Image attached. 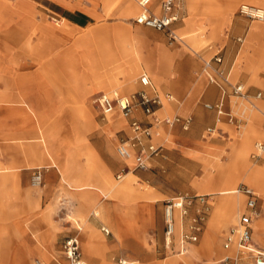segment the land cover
I'll return each instance as SVG.
<instances>
[{
  "label": "rangeland",
  "instance_id": "obj_1",
  "mask_svg": "<svg viewBox=\"0 0 264 264\" xmlns=\"http://www.w3.org/2000/svg\"><path fill=\"white\" fill-rule=\"evenodd\" d=\"M4 1L6 3H12L13 6L8 7L0 3V24L3 30L0 31V84L3 87L0 91V106L6 107V110L21 106V103L17 99L22 96V99L24 100L25 98L34 113L37 109H42L46 120L51 121L49 124H42L51 125L49 135H45L44 141L40 140L42 133L38 131V123L34 124L31 122L28 126H18V129H11L14 125L12 123L0 125V132L4 131L8 134L0 135V142L9 143L15 148L13 159L19 163V166L17 164L16 167L22 166L28 169L27 184L31 190L37 193L40 192L44 198L43 253L40 255L29 254L26 261H22V263L66 264L61 250V244L67 236L77 237L80 257L84 261L83 264H86V262L89 264H97L99 260L103 261L104 264H113L114 261L124 256V254H121V251H133L140 254V249L131 241V236L121 233L123 224L122 217H130L129 219L133 226L137 228L142 226L144 228L143 239L149 241L154 251L153 261L146 263L139 260V264H164L170 260H174L175 264H186L184 260H188L189 264H215L216 258L222 252L220 248L222 233L235 221L229 225H222V222H219L221 226L218 230L216 245L211 243L209 246L207 244L208 239L211 238V235H207V233L210 231V224L215 215V207L218 203H212L211 200L217 199L218 201V196L220 195L204 190V183H201L203 176L206 175L203 164L205 159L212 154L221 151L230 152L231 142L237 139L239 131L244 130L250 123V108L254 109L259 120L256 121V137L250 144L246 158L254 168H261L260 166L264 163V152L256 160L250 157V154L254 152V143L264 140V106L260 111H255L253 107V104H264V96L260 99L254 97L257 91H261L264 95V32L255 34L258 44L262 47L260 52L254 44L249 47L253 51L251 52L253 56L260 54L259 64L251 69H247L245 68V57L241 55L242 51L249 44L246 39L248 33L254 31L255 24L259 23L264 25V21L245 17L237 12L240 4H252L256 6L254 0H231L236 3H233L234 7H231L233 10H228V12L230 11L227 14L229 20L226 22H222V18L219 17L224 13L226 14L227 11L218 9H221L220 3H225L230 0H195V6L200 10L188 12V14L185 13L184 9H180L181 1H178V6L175 11L179 20L171 27L177 39H170L165 31H157L135 24L132 19L137 11H139L136 0H126L135 5V10L128 16L124 15L123 10L125 9V5L118 7V3L111 7L109 3L104 4L100 0H63L72 9L82 10L94 17L91 20V24L83 29L78 28L75 31L68 29L70 35H68L66 41L69 42L71 39L68 45H66V42L59 43V36L62 31L57 30L59 29L57 26L63 24L65 22L64 20L54 14L41 12L40 10L37 11L34 9L33 12L30 6L23 5L25 7H22L16 3L13 4L14 0ZM115 1L122 2L125 0ZM256 1L264 2L263 0ZM188 19H193L198 24L202 21L209 22L212 24L213 29L210 30L211 32H208L209 30L206 33L198 32L197 38L200 40L198 44L186 41L181 36L180 31L184 28ZM113 23L123 25L128 23L134 29L140 28L144 32H139V34L142 35L141 37L146 42L160 44L174 52L175 56L172 62L175 58L179 57L174 62L171 74L173 76L171 81L172 87L163 91L164 94L167 93L172 97V103L175 102V104L179 105L183 101L185 93L178 91V88L184 82L183 79L185 77H189V81L192 82L200 79L203 84L211 85L217 91L216 98L213 100L197 97L198 95L195 96L193 103L195 109L198 111L197 120L191 114L179 116L170 115L168 112H164V114L155 112L158 121L153 124L150 132L152 138L151 143L158 146V152L156 156L151 158L148 167L143 169H133L131 161L127 169H123L124 166L121 164L115 165L112 162L115 160L113 157L117 158L114 148L116 140L112 147V153H110L103 139V136L107 133L105 131L99 132L103 128L107 118L102 120V115L97 107L91 104L92 99L97 95L95 93L96 91L91 92L88 97L83 98V87L86 77L78 69L76 59L75 61H71L66 52L70 46L76 48V41L88 32L98 29L97 27L108 26ZM4 33H6V36H3ZM65 35L67 36V33ZM107 35L108 38L102 41L92 40V46L95 47V44H98L101 47V52H96L100 57L98 61H104L106 59L103 55L109 53L111 46L114 44L115 40L113 38L114 33L112 28L107 30ZM63 43H65V47H63ZM176 50H178L179 54L175 52ZM217 50H219L221 58L219 63L214 62L211 58L212 54ZM207 60H209V66H204V61ZM120 61H122L121 58L116 62ZM71 62H74L72 67ZM149 65H151V62ZM142 67L149 74L150 71L155 69L154 66L149 67L148 64H144ZM235 68L237 72L233 75ZM25 70H28V75L25 76L28 90L23 91L24 95H20V93H23L20 92L21 84H24L20 75ZM141 70L142 68H140ZM219 70L223 74L227 73V82L223 81L221 75L218 74L217 71ZM65 72L68 73V76H65ZM4 73L6 74L3 76L2 74ZM71 76L73 77V92L78 102H71L64 97L68 86L63 78H69ZM208 76L213 81H209ZM79 77L83 78L82 85H79V82L77 83ZM41 80H47L49 85H40ZM154 83L160 89V86L155 80ZM235 83L243 86V89L246 91V96L241 97L231 91V85ZM58 84H64L67 88L64 91H58ZM26 85H23V87H26ZM139 87L141 88L140 85ZM219 87L224 88L225 91L222 98V114L219 115V121L215 124L219 130H214L211 135H205L203 130L206 127L214 125L216 115L213 110L205 109L202 103L205 101L211 103L218 101L220 99ZM108 90H111V88ZM116 92L127 95L133 93L132 91H128L127 93H123V91ZM48 95L51 97L50 99L47 97ZM134 98L137 99V96L135 95ZM59 101L63 104L62 107L58 106L60 105ZM241 102H244L247 107L241 104ZM82 109L92 116V122L82 117L80 114L83 111ZM135 110L139 111L145 120L149 119L151 121L149 116L142 113L140 107L136 106ZM62 112L67 115V125L60 121V116L64 120V114ZM207 115L208 118H204ZM116 116L120 115L116 112ZM167 116L170 119L177 118L178 120L169 125L162 121ZM186 118L189 119V122L186 129H183V122ZM228 118L230 119L229 122ZM35 119L33 118L32 120ZM141 121L144 122L143 120ZM193 125L197 127L196 132L198 135H183L194 141L192 142L194 144L193 154L189 153L184 157H178L179 155L176 157L174 155L173 162L176 163V166L170 167L162 163L152 164V159L156 157L162 159H164V156L167 157L164 148L174 147L171 136L166 135V131L172 133L174 128H177L178 131L185 132L191 130L194 127ZM20 129L27 133L24 135L17 134ZM110 135L123 137L124 135H131V132L127 125H125L124 127L122 126L113 130ZM156 137H160L161 139L156 142ZM3 148H0V161H5V159L10 158L8 150L5 153L7 154L6 157L2 155L4 152L2 150ZM34 151H39L43 155L49 151L50 154L59 160L62 167H47L45 165L46 160H42V163L37 165L32 163L28 164L30 153ZM85 157H88L90 160V166L92 168L90 169L93 174L97 176L106 170L111 175L113 182L116 183L121 182L124 177L121 180H117L115 175L117 173L123 174L128 170L126 182L129 187L134 189L132 198L122 200L121 198H115L110 195L103 196L97 189H71L67 182L63 180V176H66L67 181L78 176L85 168ZM226 159L227 156L222 157V161ZM2 167L4 166L0 164V168ZM53 168L58 170L62 185L60 183L55 184L58 175L56 170L55 175L52 177L53 180L50 178L51 181L48 185L44 183L43 176ZM36 170H39L41 174V183L37 186L33 185L34 172ZM143 172L146 174L145 178H148L151 183L159 185L158 190L166 194L157 193L146 182L142 181L141 178H145L140 177L139 174ZM240 183L252 187L258 196H260L259 208H257L258 215L253 222L252 240L258 244H262L264 243V234L259 239L258 233L260 231L264 233V193L244 180H241L237 185ZM135 188L138 190H135ZM139 189L152 190L156 197L154 199H147L138 193L140 191ZM95 195L99 197H95ZM100 195L103 197H100ZM180 199L182 200V209L178 208ZM243 199L244 197L241 196V202H243ZM169 200L174 205H177L175 208L178 210V214L181 215V223L175 232L173 230L169 245L165 246L163 239V218L164 207ZM87 201L94 204L93 212H90L86 208ZM143 201H145L146 209H137L136 206ZM241 205L239 210L237 209L234 219L237 217L238 211L241 210ZM181 210L184 213H181ZM83 215L85 217V223L80 218ZM87 221L91 222L92 226L102 237L93 234L90 236L83 234L85 231L87 232V229L92 228ZM193 221H196L199 225L196 240L183 243V247L190 251L187 254L179 255L177 251L181 234L189 231V226ZM78 225L82 227V230L78 229ZM100 227L108 229L109 233L104 234L100 230ZM116 229L118 231L120 230V232ZM84 236L89 238H85ZM33 238H35V235ZM260 240H262V243ZM124 257L129 259H126V262H137L135 261L136 258ZM19 262L20 260L16 263L18 264Z\"/></svg>",
  "mask_w": 264,
  "mask_h": 264
},
{
  "label": "crops",
  "instance_id": "obj_2",
  "mask_svg": "<svg viewBox=\"0 0 264 264\" xmlns=\"http://www.w3.org/2000/svg\"><path fill=\"white\" fill-rule=\"evenodd\" d=\"M100 1L104 4L109 3L111 7L117 3H118L117 4L118 7L125 5V9L123 10L125 16L132 14L133 11L135 10V5L126 0L122 2L121 1L116 2L115 0H100ZM178 1H181L180 9H184L185 13L187 14L188 12H194V11L200 10L199 8L195 6V3H194L195 0H178ZM178 1L176 0V2ZM254 2L256 3L257 7H262V5H264V2H259L256 0H254ZM0 3L8 7L13 6L12 3H6V1L4 0H0ZM14 3H16L17 5H21L22 7H25L23 5L30 6L33 12H34V9H36L37 11L40 10L41 12H47V13L54 14L58 16L60 19L64 20L66 24L64 22L63 24L58 25L57 27H59V29L57 30L62 31V33L59 36V39H60L59 43L62 44V42H66L67 43L66 45H68L71 40L70 39L69 42L66 41L68 38V35H70L68 32V29L73 30V31H75L78 28L83 29L87 25L91 24V20L94 18L82 10L72 9L71 6L63 0H14L13 4ZM158 3H159V0H150V3L148 4L149 11L155 14H159L160 9H159ZM233 3L235 4L236 2L235 1L233 2L230 0L225 3H220L221 9H218V10L227 11L226 14L224 13L219 17V18H222L221 20L222 22H226L227 20H229L227 14L230 12V11L228 12V10H231L232 6L234 7ZM177 20H179V18H177ZM177 20L174 21L170 27L174 26ZM106 27L109 30L110 28H112V31L114 33L113 38L115 41H114V44L111 46L109 53L103 55L106 59L104 61H98V58L100 57L99 55H97V53L101 52L100 51L101 47L98 44H95V47H94L92 46L91 43L93 42L92 40L94 39H96L97 41H102L108 38V35L106 36L108 29ZM97 28L98 29L92 32H88L84 36L80 37L76 41V48H74L73 46H70L68 47L66 51L71 61H75L76 59L78 69L82 71L83 76L86 77L85 85L83 87V90H84L83 98L88 97L89 94L94 91H96L95 93L97 94L100 91H108V92L123 91V93H127L128 91L133 92L134 89H135L134 92L139 91V90H144L148 94H154L158 96L160 102L158 105L154 106L155 112L156 111L159 113L161 112L160 114H164V112H168L170 115L173 114V115H179V116L184 115V114H189V115L191 114L194 117H196V120H197L198 111L195 109V105L193 103L195 96L198 95L197 97H201L206 100L207 99L213 100L216 98L217 91L215 87L211 85L203 84L202 80L200 79H197L194 82H192V81H189V77H185V79H183L184 82H182L178 88V91L185 93L183 101L178 105V104H175V102L172 103L173 101H171L172 97L170 95H169V98L165 99L164 97L167 93L164 94L163 91L165 89H169L172 87L171 81L173 79V76H171V74L173 71L174 62L176 61V59H179V57L175 58L172 62V59L175 56L172 50L167 49L161 46L160 44L157 45V44H150L146 42V40L143 37H141L142 35L139 34V32H144V31L141 30L140 28L134 29L133 26L128 23H125L124 25L113 23L108 26H101ZM212 29H213V26L209 22L202 21L201 23L198 24L193 19H188L184 28L180 31V34L186 41H191V42H194L195 44H198L200 40L197 38V33L198 32L206 33L207 30H209L208 32H211L210 30ZM0 31H3L1 24H0ZM259 32H264V25L258 23L254 25V31L249 32L246 37L249 44L246 47V49L242 51L241 55H244L245 57V68L247 69L248 68L251 69L257 66L260 62L259 60L260 54L253 56L251 53L253 51L251 48H249L251 47L252 44H254L256 49L260 52L262 47L260 44H258L257 37L255 36V34ZM65 33H67V36L65 35ZM3 36H6V33H4ZM66 45L65 43H63V47H65ZM175 52L179 54L178 50H176ZM214 53L219 54V50L215 51ZM120 58L122 59V61L116 62ZM150 62H151V65H149ZM72 64L74 65V62L73 63L71 62V67H72ZM144 64H148L149 67L154 66L155 69L150 71V74H149L147 71H144L145 68L142 67ZM140 68H142L141 71H140ZM236 72H237V69L235 68L233 70V75H235ZM5 74L6 73L2 75L4 76ZM64 74L65 76H68L67 72H65ZM142 74L148 75L146 76L148 77L149 82H150L149 86H143L139 83L138 78ZM27 75H28V70L27 71L25 70L24 73L20 75L22 82H24V84H21L22 87H21L20 92L28 90L27 85H26L27 79L25 77ZM63 79H64V82L67 83L68 88L64 84H58V91L59 90L64 91L67 88V91L64 97L69 99V101L71 102H78L76 101L77 97L73 92L74 91V88L72 85L73 77L72 76L69 78L65 77ZM82 79H83L82 77H79V80H77V83L79 82V85H82L83 83ZM153 79L160 86V89L157 88ZM44 84L49 85V82L47 80H41L40 85H44ZM138 84L141 86V88L139 87ZM23 85H26V87H23ZM263 86H264V82H263ZM0 87H1L0 88V91H1L3 89L1 84H0ZM109 88H111V90H108ZM243 90H244V93L246 94L245 89ZM21 94L24 95V92L20 93V95ZM263 96L264 95L262 94V98ZM47 97H49V99L51 98L49 95ZM161 98H163L164 100L168 102H164L161 106ZM219 98H223V97L220 96ZM17 100L18 102L21 103V106H17L15 108H9L7 110H6V107L0 106V109H4V110H0V125H3V124L7 125L9 123H12L14 125L11 129L13 128L18 129L19 128L18 126L20 127H22V125L28 126V124H30L31 122L34 124L38 123L39 124L38 131H41L42 133L40 140L44 141L45 138L43 137H46L45 135H49V132L51 130V125H42V124L43 123L49 124L51 123V121L46 120L42 109H37V111H35L34 113V111L31 109V107L26 102L25 98L24 100L22 99V96H20ZM203 103H211V102L205 101ZM59 104L60 105L58 106L60 107L63 106V104H61L60 101H59ZM91 104H93L92 101H91ZM241 104L247 107V105L244 102H241ZM263 106H264L263 103H259V105L253 104L255 111H260ZM82 110H83L81 111L82 113H80L82 117H85L86 119L92 122V116L88 112H86L84 109ZM250 111H251V113L249 114L250 123L246 128H244V130L239 131L238 138L231 142L230 152L221 151V152L212 154L211 156H208L205 159L204 164H203V168H204V171L206 172V175L203 176L201 183H204V190L207 192H212V193L214 192L220 195L218 196V201L217 199L211 200V202L215 204L218 202L215 207V210L218 206H220L221 204H224L225 202H227V200L231 199V201H234L236 204V211H235L234 216H236L237 209L239 210V207H240L239 204L241 202L237 195H241L242 197L244 196L240 193H237L236 191L232 195H230L231 193H229V191L227 190V187L231 186L235 189L236 186L238 187L241 185H245L241 183L237 185L241 180L245 181L246 176H247L246 169L241 170L237 167L238 157L242 153V151L245 150L242 147L245 135H254V137L252 136L249 139L246 145V147L248 146L247 147V152H248L252 140L256 137V134H257L256 121L259 120L258 115L254 112V109L250 108ZM76 113L78 114L77 111ZM63 117H64V120H62L60 116V121H62L63 123H66L67 125V115L64 114ZM101 117H102V120H105L107 118V120L104 122L103 128L100 129L99 132L105 131V133L108 134V135L105 134L103 136L104 137L103 139H104V144L110 153H112V147H113L115 140L117 144L120 140L130 137V135H124L123 137H117L116 135H110V133H112L113 130H116L122 126L124 127L125 125H127V127L130 130L129 123L131 121H137L143 126L148 125L151 122L149 119L145 120L144 117H142V115H140V112L137 110H134L128 118H123L122 116H116V111L115 113L113 112L109 116H101ZM194 117L193 119L195 120ZM33 118L34 119L36 118V119L32 120ZM204 118H208V115L206 117L204 116ZM141 120L143 121L145 120V121L142 122ZM218 121H219V117L218 119L215 118L214 125L210 127H214L216 130H219V128L216 127L215 125ZM229 121L230 120H228V122ZM263 124H264V121H263ZM152 127H153V124H150V129ZM196 130H197V127L194 126L191 130L185 131V132L178 131L177 128H174L172 133L166 131L165 134L171 136L172 145L174 147L164 148L165 149L164 152L166 153L165 155L167 157L164 156V159L160 157H156L152 159V164L162 163L170 167L174 165L176 166V163L173 162L174 155L176 157L178 155H179L178 157L180 156L184 157V156H187V154L189 153L193 154L194 144H192V142L194 141L188 138L187 136H183V135H198ZM25 133L27 132H24L22 131V129H20L18 130L17 134L24 135ZM0 135H8V134L2 131L0 132ZM151 139L152 138L150 137V138H144L142 140L143 142H151ZM159 139L161 138L156 137L155 138L156 142ZM261 141H264V140H261ZM2 147H4L2 149L4 150L2 155L6 157L7 154L5 153H7L6 151L8 150V155H10L9 156L10 158L5 159V161H0L1 166H4L0 168V264H17L16 262H18L19 260L20 262L18 264H23L22 261H26V258L29 254L40 255L43 253V250H42L43 240L42 239H43V234H44V221H43L44 198L40 192L37 193L31 190L29 185L27 184L26 178H27L28 169L22 166L16 167L17 164L19 166V163L15 162L13 159V156L15 155V148L9 143L0 142V148ZM247 152H246V157H247ZM153 156H156V154L152 155L151 157H148V159L146 160V167H148V163ZM223 156L224 157L227 156V159L225 161H222ZM113 158L115 160H113L112 162L115 163V165L121 164L124 167H127L131 161L130 157L122 159L117 156V158L116 157H113ZM258 158L259 157L253 158V159L256 160ZM42 160H46L45 165L47 167H52V166L62 167V164L59 162V160L55 161L53 157L49 156L48 153L43 155L39 151H34L30 153L28 164L32 163V164L37 165L39 163H42L41 162ZM84 162L86 163L85 168L79 174L80 176L78 175L75 178L68 180V181L66 180V176H63V180L67 182L68 186L71 189L73 190H80V189H86V188L87 189H97L103 196L110 195L115 198H121L122 200L123 199L129 200L132 198V196L134 195V189L127 185V182H126L127 175L124 176L121 182L116 183V182H113L111 175L106 170L102 171L97 176L93 174L91 170L92 168L90 166V160L88 157H85ZM246 165L248 169L250 168L254 170H261L264 167V163L262 164V166H260L261 168L252 167V165L249 164L247 158H246ZM55 170L58 173L55 184L60 183V185H62V182L60 181L59 172L56 168L55 169L53 168L52 170H50L43 176L44 177L43 181L45 184L48 185V183H50L51 181L50 178H52L55 175ZM139 175L140 177H144V178L146 176L145 172ZM77 180L79 181V183ZM141 180L146 182L147 185L153 188L157 193L166 194L165 192H162L161 190L159 191L158 188L160 186L157 185L156 183H151L148 178H145V179L141 178ZM245 186L251 188L254 191L252 187L248 185H245ZM135 190H138V189L135 188ZM138 193L145 196V198L147 199H154L156 197L155 193L152 190H148V189H142ZM103 196L100 195V197H103ZM228 196L230 199L228 198ZM256 196H257L256 206L257 208H259L260 196H258L257 193H256ZM95 197H99V196L95 195ZM145 198H140V199H145ZM243 202H244V199H243ZM243 202H241L242 204L241 210L243 209ZM136 207L137 209L145 208V201L141 202ZM86 208L90 212H93L94 204L90 201H87ZM178 213H179L178 210L174 208V216H175L174 232L179 228V225L181 223V220H180L181 215ZM129 218L122 217L123 224H122L121 233H123L124 235L131 236V241L135 244L136 247L140 249L141 253L139 254L133 251H128V252L121 251L122 252L121 254H124V256H128L131 258H136L135 261L137 262L140 260L142 262L149 263L154 260L153 247L151 246L148 240L145 241V239H143L144 228L142 226L138 228L133 226ZM123 219H125V221H123ZM219 222H222V225H225V224L229 225L233 221L229 219L228 217L219 218V217H216V215H214V217L212 218L211 224H210V231L207 233V235L209 234L212 236L211 243L213 245H216L218 230H219V227L221 226L219 225ZM84 223H85V220H84ZM87 223L92 227L90 228L91 229L89 232L90 235L94 233L93 235L102 237L100 233H98L97 230L92 226L91 222L87 221ZM102 228L104 227H100L101 231H102ZM116 230L118 231V229ZM118 232H120V230ZM252 232H253V228H252ZM108 233H104V234H108ZM33 234L35 235V238H33L34 236ZM263 234L264 233L262 231L258 233L259 239L263 237ZM251 237H252V233H251ZM253 242L257 244L259 247H261L262 249H264V245H262L264 243H262V240H260L262 244L260 243L258 244L254 240ZM180 246L181 245H180V240H179L178 247L180 248ZM179 255H184V254L179 253ZM124 256L120 258L124 260L126 259L129 260L128 258ZM87 258H89V256H87ZM168 262L164 264H168ZM86 264H89V263L86 262ZM97 264H104V263L103 261L99 260Z\"/></svg>",
  "mask_w": 264,
  "mask_h": 264
},
{
  "label": "built area",
  "instance_id": "obj_3",
  "mask_svg": "<svg viewBox=\"0 0 264 264\" xmlns=\"http://www.w3.org/2000/svg\"><path fill=\"white\" fill-rule=\"evenodd\" d=\"M149 3L150 0H137L140 10L135 14L132 21L137 25L149 27L157 31H165L170 39H177L170 27L171 24L178 18L175 11L176 0H159V14L149 11ZM237 12L245 17L264 21L263 8L240 4ZM211 58L216 63H219L221 60L220 54L218 53H213ZM204 66H209V60L204 61ZM217 72L221 75L223 81L227 82V73L223 74L221 70ZM208 79L209 81H213L209 76ZM138 81L143 86L150 85L148 77L144 74L140 75ZM222 87H219L221 97H223L225 92ZM231 91L238 96H245L242 85L238 83L231 85ZM135 95L137 96V99L134 98ZM254 97L262 98V93L257 91ZM165 98H169V95L166 94ZM159 102L160 101L157 95L148 94L144 90H139L128 95L119 94L116 91H100L92 99V103L97 107L102 116L110 115L116 111L123 118H128L135 110V107L138 106L145 115L150 117L151 122L145 126L141 125L137 121H131L129 123L131 132L130 137L120 140L115 146V153L118 157L122 159L127 157L131 158L133 169L145 168L148 157H151L158 152V146L153 145L151 142H143L142 139L151 137L150 124H154L158 121L154 106L158 105ZM203 107L205 109L213 110L216 118L218 119L219 115L222 114V98L214 103H203ZM177 120V118H172L170 120L166 118L162 119L164 123L169 125ZM188 122V118L184 119L182 126L183 129H186ZM214 130H216L214 127H206L204 132L206 135H210ZM253 148L254 152L250 154V157H259L260 154L264 152V141L254 143ZM124 168L127 169V167H123V169ZM34 173L36 179L41 178V174L37 172V170ZM121 175V173H117L115 175L116 179L120 178ZM235 191L244 196L243 209L238 212L235 222L229 225L222 233L220 242L222 252L216 258L215 264H264V249L255 244L251 237L252 222L258 215L256 193L245 185L238 186ZM181 201L182 200L180 199L178 202V208L180 209L183 208ZM175 207H177V205H174L170 200L166 202L164 207L163 239L165 246L169 245L170 238L173 234L174 219L172 212ZM181 213H184V211L181 210ZM102 231L104 233H108L107 229L102 228ZM198 231L199 225L196 221H193L189 226V231L181 234V246L183 247V243L195 241ZM61 250L66 260V264H82L76 236L65 237L61 244ZM181 251L182 250L178 248L177 252L180 253ZM127 263L129 262H126L124 259H117L113 264ZM37 264L39 263L37 262ZM134 264L139 263L134 262Z\"/></svg>",
  "mask_w": 264,
  "mask_h": 264
},
{
  "label": "bare ground",
  "instance_id": "obj_4",
  "mask_svg": "<svg viewBox=\"0 0 264 264\" xmlns=\"http://www.w3.org/2000/svg\"><path fill=\"white\" fill-rule=\"evenodd\" d=\"M178 1V0H177ZM178 6V4H177V2H176V7ZM251 6H253V5H251ZM254 7H256V8H263V7H257V6H254ZM264 9V8H263ZM140 10V9H139ZM145 75V74H144ZM147 75V74H146ZM148 76V75H147ZM150 78V77H149ZM104 92H108V91H104ZM246 96V95H245ZM165 98V97H164ZM166 99V98H165ZM164 102H168V101H166V100H164L163 98H161V106H162V104L164 103ZM157 112V111H156ZM106 116H109V115H106ZM164 118H166V119H169L170 120V118H169V116H167V117H164ZM172 119V118H171ZM254 137V135H245V137H244V140H243V145H242V147L245 149V150H243L242 151V153L239 155V157H238V168L239 169H241V170H244V169H246L247 170V176H246V179H245V181L248 183V184H250V185H252L253 187H255V188H257L258 190H260V191H262L263 193H264V168H262L261 170H254V169H248V167H247V165H246V152H247V147H246V145H247V143H248V141H249V139L251 138V137ZM44 138V137H43ZM254 146V145H253ZM48 154H49V156L50 157H53V159L55 160V161H57L58 159L54 156V155H52V154H50V152L48 151L47 152ZM128 158V157H127ZM48 162V161H47ZM88 170H89V168H88ZM87 170V171H88ZM37 172H39L40 173V171L39 170H37ZM238 172H240V171H238ZM128 173V170L126 171V172H124L122 175H121V177L120 178H118L117 180H120V179H122L126 174ZM87 175V174H86ZM80 176V175H79ZM89 177V176H88ZM85 179V178H84ZM83 179V180H84ZM78 181V180H77ZM41 183V178L40 179H36L35 178V173H34V178H33V185H39ZM76 183V182H75ZM78 183H79V181H78ZM85 184V183H84ZM103 185V184H102ZM222 188V187H221ZM105 189V188H104ZM107 190V189H106ZM223 190V189H222ZM227 190L229 191V193H231L230 195H232L234 192H235V189L233 188V187H227ZM255 192V191H254ZM227 193V192H226ZM238 193V192H237ZM229 195V194H228ZM237 195V194H236ZM226 196V195H225ZM238 197H239V199H240V201H241V195H237ZM236 196V197H237ZM226 198V197H225ZM228 198H229V196H228ZM231 198H233V197H231ZM224 199V198H223ZM230 199V198H229ZM224 201H226V200H224ZM223 202V201H222ZM241 205V202H240V204H239V206ZM235 211H236V204H235V202L234 201H231V199L230 200H227V202H225L224 204H221L220 206H218L217 208H216V210H215V215H216V217H221V218H224V217H228L229 219H231L232 221H235L236 220V217H235V219H234V215H235ZM173 219H174V229L173 230H175V216H174V209H173ZM80 218H82V220H83V223H84V218L82 217V216H80ZM82 222V221H81ZM254 222V221H253ZM253 222H252V228H253ZM82 223V224H83ZM85 226V225H84ZM84 226H83V228H84ZM78 227V229H80V230H82V227L81 226H77ZM90 228H89V230L87 229V232L85 231L83 234L84 235H88V236H90V234H89V232H90ZM216 230V229H215ZM213 232V231H212ZM94 234V233H93ZM97 236V235H96ZM85 237V236H84ZM214 237V236H213ZM85 238H89V237H85ZM90 239H91V237H90ZM211 239H212V236H211V238H209L208 239V241H207V244L209 245H211ZM89 240V239H88ZM181 245V244H180ZM209 245V246H210ZM180 249L182 250L181 252H180V254H187V251H190L189 249L187 250L185 247H182V246H180ZM217 249V248H216ZM129 263H127V264H134V263H132V262H130V261H128ZM184 262L186 263V264H189V262H188V260H184ZM84 263V261H82V264ZM168 264H175L174 263V260H170L169 262H168Z\"/></svg>",
  "mask_w": 264,
  "mask_h": 264
}]
</instances>
